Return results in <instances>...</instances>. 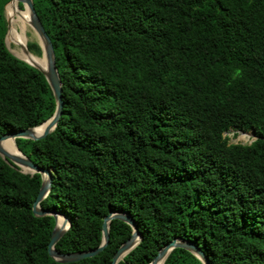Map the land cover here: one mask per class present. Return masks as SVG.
Here are the masks:
<instances>
[{
	"label": "trees",
	"instance_id": "1",
	"mask_svg": "<svg viewBox=\"0 0 264 264\" xmlns=\"http://www.w3.org/2000/svg\"><path fill=\"white\" fill-rule=\"evenodd\" d=\"M9 1L0 0V136L39 126L55 108L42 74L5 48ZM31 2L62 107L47 136L14 143L50 172L39 207L70 223L54 249L98 247L103 217L122 211L141 239L117 264H148L175 238L208 264H264V0ZM26 48L44 60L36 42ZM229 129L254 139L228 144ZM40 184L0 158V264H110L132 232L116 219L97 255L48 256L53 218L31 212ZM162 264L201 262L174 248Z\"/></svg>",
	"mask_w": 264,
	"mask_h": 264
},
{
	"label": "water",
	"instance_id": "2",
	"mask_svg": "<svg viewBox=\"0 0 264 264\" xmlns=\"http://www.w3.org/2000/svg\"><path fill=\"white\" fill-rule=\"evenodd\" d=\"M10 0L9 2H11ZM8 2V3H9ZM17 4H21L22 7H26L29 13V26L35 33L37 37V45L40 48L41 54L44 55L45 59V65L43 70L29 64L28 62L18 58L17 56L13 55L6 47L5 45V37H4V45L7 51L13 55L15 58L25 62L29 66L35 68L38 70L42 76L44 77L50 91L52 94V97L54 99V112L53 114L45 120L42 124H40L37 127L34 128H26L23 130H18L15 132H9L5 133L0 136V158L5 163L13 165L17 168V170L22 174H28L32 175L34 173L40 174L41 177V184L40 188L38 190V193L32 202L31 205V212L35 217H43V216H50L53 218L54 226L50 232L49 241L47 244V254L50 258H52L54 261L58 263H70V262H76L84 258H91L95 255H97L99 252L102 251V249L106 246L107 239H108V224L111 220H120L127 224L131 229V235L130 237L122 243L116 252L112 255L110 264H117L118 261L122 259L127 253H129L140 241L141 235L137 231V228L131 219V217L122 211H114V212H108L102 219L101 223V241L98 247L84 252H72V253H59L54 249V245L59 241V239L64 235V233L69 229L70 223L68 221V218L59 211H50V210H44L39 207V203L47 196L49 190H50V181L51 176L50 172L45 169H40L36 165H34L30 160H28L25 156H23L16 148L15 143L14 146L21 157H18L16 155H13L12 153H9L4 148H2V142L7 139H12L13 142L15 139H26L31 141H36L39 139L44 138L47 136L50 132L53 131V129L56 127L58 123V119L61 115V107H62V101H61V84L59 81V77L57 74L56 66H55V59H54V53L52 49V45L44 32L40 21L38 20L32 6L31 0H16ZM7 3V4H8ZM6 4V5H7ZM4 6V9L6 7ZM6 21V32L8 28V22ZM6 36V35H5ZM26 51L27 48L25 49ZM41 127V131L39 134H34L33 130L35 128ZM24 169H27L28 171H24ZM56 216H59L63 219L64 224L67 225L66 228H64V225L61 227H56L55 225V219ZM174 248H181L188 252H190L193 256H195L201 264H208V260L202 250L198 248L195 244L192 242L175 238L172 239L169 243L164 245L163 247L158 250L157 254L153 257V259L148 264H155L158 260H162L161 264L163 263L164 259L168 255V253L174 249Z\"/></svg>",
	"mask_w": 264,
	"mask_h": 264
},
{
	"label": "bare ground",
	"instance_id": "3",
	"mask_svg": "<svg viewBox=\"0 0 264 264\" xmlns=\"http://www.w3.org/2000/svg\"><path fill=\"white\" fill-rule=\"evenodd\" d=\"M16 12L22 16H25L26 12L28 13V10L26 9V11H22L21 9H19L17 7V2L16 0H12L11 2H9L5 9V18L8 22V28H7V33L5 36V39L7 37L6 42L8 43H13L14 46L18 49L14 51V54L28 62L29 64L43 70L44 65H45V59L41 60L36 58L32 53L26 51V37H25V30L23 29H19L17 26H22L23 28H27L29 26L27 21H19V20H14L13 19V12ZM29 14V13H28ZM29 20V17H28ZM33 33V32H32ZM34 34V33H33ZM44 57V55H43ZM41 131V127L35 128L33 130L34 134H39V132ZM2 148H4L6 151H8L9 153H12L13 155H16L18 157H21L20 154L18 153V151L16 150L15 146H14V142L12 139H7L5 141L2 142ZM24 171H28L27 169H24ZM55 225L56 227H61L62 225H64V228L67 227L66 224H64V221L61 217L56 216L55 219ZM162 260H158L155 264H161Z\"/></svg>",
	"mask_w": 264,
	"mask_h": 264
},
{
	"label": "rangeland",
	"instance_id": "4",
	"mask_svg": "<svg viewBox=\"0 0 264 264\" xmlns=\"http://www.w3.org/2000/svg\"><path fill=\"white\" fill-rule=\"evenodd\" d=\"M4 17H5V12H4ZM20 18H21V20L29 22V20L25 19V16L20 15ZM24 32H25V37L27 38L26 39V43H28V42H37L38 41L35 33L30 28V26H28ZM6 40H7V37L5 39V45H6L7 49L13 55H15L14 51L18 50V49L14 46L13 43H8V42H6ZM35 56H37V55H35ZM42 56H43V54H42ZM223 136L227 139V143L228 144L246 145V144H249L254 139L250 131L241 132V131H235V130H232V129H229L228 131H226L223 134Z\"/></svg>",
	"mask_w": 264,
	"mask_h": 264
}]
</instances>
